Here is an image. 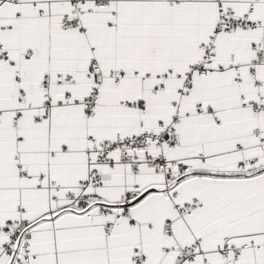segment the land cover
Masks as SVG:
<instances>
[{
    "label": "snow or ice",
    "instance_id": "obj_1",
    "mask_svg": "<svg viewBox=\"0 0 264 264\" xmlns=\"http://www.w3.org/2000/svg\"><path fill=\"white\" fill-rule=\"evenodd\" d=\"M0 264H264V0H0Z\"/></svg>",
    "mask_w": 264,
    "mask_h": 264
}]
</instances>
